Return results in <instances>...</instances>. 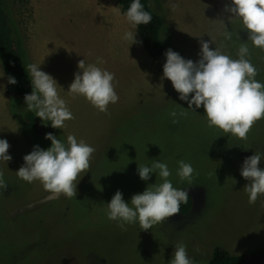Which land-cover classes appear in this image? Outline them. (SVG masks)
Here are the masks:
<instances>
[{
  "label": "rangeland",
  "instance_id": "rangeland-1",
  "mask_svg": "<svg viewBox=\"0 0 264 264\" xmlns=\"http://www.w3.org/2000/svg\"><path fill=\"white\" fill-rule=\"evenodd\" d=\"M5 1L23 63L40 64L53 76L75 118L66 121L64 129L42 123L44 134L35 135L22 120L26 105L7 94L5 75L0 76V139L9 142L12 157L0 161L8 183L0 195V264H169L175 244L181 242L193 264H205L215 245L232 254L264 246V196L249 204L244 189L249 181L240 172L246 157L264 153V119L247 140H239L208 127L203 106L196 112L184 109L188 104L179 99L171 81L161 79L164 63L141 43L129 45L122 39L132 29L116 0ZM149 2L164 19L163 44L185 59L200 58L201 39L212 40L210 48L219 46L237 59L240 42L248 40L240 19L225 11L231 0ZM226 32L233 39H226ZM136 39L140 41L137 30ZM248 45L258 69L255 79L264 83V51L251 41ZM82 59L115 74L119 99L108 105L107 113L68 92ZM173 110L176 124L170 116ZM182 111L188 115H179ZM49 132L64 143L72 134L95 149L76 198L49 200L39 181L17 177L23 157L35 145L51 146L45 139ZM153 160L167 164L169 180L188 191L192 208L148 231L140 230L138 223L122 230L108 219L107 203L117 190L130 202L133 194L161 183L155 172L148 181L138 175V165L150 166ZM180 160L195 170L190 185L177 175ZM259 167L264 169V156Z\"/></svg>",
  "mask_w": 264,
  "mask_h": 264
},
{
  "label": "clouds",
  "instance_id": "clouds-1",
  "mask_svg": "<svg viewBox=\"0 0 264 264\" xmlns=\"http://www.w3.org/2000/svg\"><path fill=\"white\" fill-rule=\"evenodd\" d=\"M175 9L176 5H170ZM230 17L241 21V28L248 33L247 42H240L237 59L216 46L210 48L211 41L201 39L199 59H185L178 52L167 49L164 55L161 79L171 81L179 99L186 101L187 108L193 112L203 106L208 127H215L226 134L247 140L248 133L261 119H264V83L255 79L258 69L251 63V52L248 41L255 48L264 51V0H231L225 5ZM126 22L132 30L125 31L122 39L133 43H142L136 39L139 25L152 22V15L144 9L141 0H132L124 14ZM226 39H233L231 32H226ZM239 38L237 37V40ZM99 59V63H103ZM40 64H29L28 76L31 80L32 92L25 94L27 110L35 112L43 124L50 121L53 128H66V121L75 117L61 98L57 81L52 75L40 69ZM78 71L70 83L68 92L75 98L84 97L99 112L107 113L108 105L114 104L119 97L115 91V74L102 69L96 64H86L82 59L78 62ZM4 72L2 75L3 76ZM15 77L8 76V84H16ZM3 86H0L2 90ZM191 94V98L190 97ZM195 106V108L193 107ZM179 115L187 116V111ZM172 123H178L177 112L170 113ZM45 139L51 141L47 149L35 145L33 150L23 157L24 164L16 171L17 177L32 183L39 181L44 190L49 192V200L59 199L61 195L68 199L77 195L79 179L89 171L94 147L84 140L69 134L67 143L62 142L53 133H46ZM10 144L0 139V161L7 163L12 159L8 154ZM264 153H256L246 157L241 167V176L249 183L244 186L248 193L249 204H255L258 197L264 196V169L259 167ZM177 175L180 180L192 184L194 168L190 163L178 161ZM137 172L141 180L148 181L152 173H156L161 183L150 184L141 193L133 194L130 202H126L120 190H117L107 203V217L117 222L118 227L127 230L126 225L139 224L140 230L148 231L154 225L165 223L168 218L180 213L181 204H187V190L173 187L169 180L171 171L167 164L153 160L150 166L138 165ZM8 187L3 171H0V195ZM186 245L175 244L173 258L169 264H193L186 251Z\"/></svg>",
  "mask_w": 264,
  "mask_h": 264
},
{
  "label": "trees",
  "instance_id": "trees-1",
  "mask_svg": "<svg viewBox=\"0 0 264 264\" xmlns=\"http://www.w3.org/2000/svg\"><path fill=\"white\" fill-rule=\"evenodd\" d=\"M120 9L126 13L132 0H116ZM144 9L151 13L153 19L148 25H139L137 32L145 51L163 63L166 62L164 53L168 49L161 40V31L164 26L163 17L151 6L149 0H141ZM0 63L6 79V92L12 98L21 100L25 105L24 96L32 92L28 68L22 61V55L17 44L16 34L12 25L11 16L5 0H0ZM15 77L17 83L8 84V76ZM22 120L35 135H43L45 127L35 112L27 110ZM189 194V193H188ZM193 199L189 194L187 204H181L178 214H186L192 208ZM205 264H264V246L242 253L232 254L221 245L212 248L211 255Z\"/></svg>",
  "mask_w": 264,
  "mask_h": 264
},
{
  "label": "crops",
  "instance_id": "crops-1",
  "mask_svg": "<svg viewBox=\"0 0 264 264\" xmlns=\"http://www.w3.org/2000/svg\"><path fill=\"white\" fill-rule=\"evenodd\" d=\"M138 33V32H137Z\"/></svg>",
  "mask_w": 264,
  "mask_h": 264
}]
</instances>
